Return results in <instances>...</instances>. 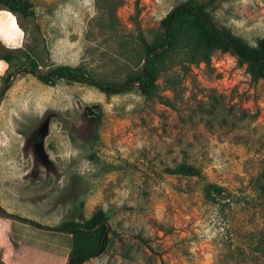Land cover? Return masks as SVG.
<instances>
[{
    "label": "rangeland",
    "instance_id": "rangeland-1",
    "mask_svg": "<svg viewBox=\"0 0 264 264\" xmlns=\"http://www.w3.org/2000/svg\"><path fill=\"white\" fill-rule=\"evenodd\" d=\"M26 1L24 30L0 10L1 36L24 34L2 76L16 75L0 104V207L46 229L0 216V264H41L33 246L58 248L45 232L62 234L67 262L72 235L50 230L99 210L105 245L83 264H264V79L216 51L184 67L181 54L162 56L152 98L139 83L104 93L41 81L58 67L109 85L141 76L162 20L189 0ZM196 1L247 44L264 35V0ZM180 163L201 177L167 172Z\"/></svg>",
    "mask_w": 264,
    "mask_h": 264
},
{
    "label": "trees",
    "instance_id": "trees-1",
    "mask_svg": "<svg viewBox=\"0 0 264 264\" xmlns=\"http://www.w3.org/2000/svg\"><path fill=\"white\" fill-rule=\"evenodd\" d=\"M210 4L206 2H197L189 0L175 7L161 22L163 32L161 34L158 45L147 48V56L152 57L147 60L145 70V79L142 75L134 77L124 83L118 85H109L99 83L93 80L90 74L79 68L58 67L54 71L45 76L38 77L41 81H46L51 76L65 78L68 81L84 83L92 85L100 89L104 93L117 90H129L133 83H139L141 95L145 98H152L155 95V78L156 75L152 70L153 64L165 54H181L178 64L181 67L187 65H196L199 63H209L214 52L232 53L238 60L240 65H245L246 71L253 82L264 79V35L259 38L254 46L247 44L241 38L232 35L227 30L218 29L213 23V12H211ZM31 8V4L26 0H0V10L12 13L18 22L19 27L23 29L19 14H25ZM189 17H185V16ZM170 22L166 33L164 32L168 19ZM166 46V51L156 54V50ZM4 49L0 44V50ZM15 51L4 49V54L0 55V60L5 61L8 66L11 65L13 53ZM15 73L6 74L1 77L2 85L0 87V104L4 98L6 91L9 89ZM168 173L180 174L188 177H201V172L192 165L180 163L175 168L167 169ZM208 194L212 191L220 193L221 188L208 184L206 187ZM0 216L5 219H11L24 224H28L37 229H46L36 222L27 220L18 215L10 214L0 207ZM107 221L105 212L99 210L91 218L83 223H65L62 227L54 230L56 232L66 231L64 229H72L68 234L72 235V249L69 252L68 259L71 258L69 264H83L90 257L102 252L105 241L102 239L105 235ZM100 226L99 228H97ZM67 264V262H66Z\"/></svg>",
    "mask_w": 264,
    "mask_h": 264
},
{
    "label": "crops",
    "instance_id": "crops-1",
    "mask_svg": "<svg viewBox=\"0 0 264 264\" xmlns=\"http://www.w3.org/2000/svg\"><path fill=\"white\" fill-rule=\"evenodd\" d=\"M12 38H13V41L9 42V41H6L0 34V44L4 46L6 49L12 50L15 52L22 50V46L24 42L23 31L22 30L17 31V34L13 35ZM0 62L2 63V71H1L0 77H2L5 74V72L8 70L9 66L3 60H0ZM61 235L62 234L60 233L58 234V233H52V232H45L40 235L38 234V237L40 240H43V238H47V240L54 241L58 245L57 246L58 248L52 251L43 245L33 246L34 250L33 248L32 250L34 252H38L37 254H39L40 256L38 258L40 259L41 264H65L66 263L65 261L63 263V258L65 257L66 254H64L62 250L63 239L61 238Z\"/></svg>",
    "mask_w": 264,
    "mask_h": 264
},
{
    "label": "water",
    "instance_id": "water-1",
    "mask_svg": "<svg viewBox=\"0 0 264 264\" xmlns=\"http://www.w3.org/2000/svg\"><path fill=\"white\" fill-rule=\"evenodd\" d=\"M169 22H170V18L168 19L167 24H166L165 29H164V32H165V33H166V31H167V28H168ZM166 46H167V44H166L164 47H162V48L156 50L155 53H156V54L161 53V52L166 48ZM150 57H152V55H148V56H146V58H145L144 61H143V65H142V78H143V81H144V79H145V70H146V67H147V60H148V58H150ZM21 72H25V71H21ZM46 74H47V73L39 72V73H37L36 75H37L38 77H40V76H43V75H46ZM15 76H16V75H14V76L12 77V79H14ZM104 225L106 226V231H105V235H104V237H103V239H102V242L105 240L106 235H107L108 230H109V225H108V223L106 222V223H104ZM99 227H100V226H98L97 228H99ZM66 230H67L68 232H70V230H72V229H66ZM70 261H71V258H69V259L67 260V264H69Z\"/></svg>",
    "mask_w": 264,
    "mask_h": 264
}]
</instances>
